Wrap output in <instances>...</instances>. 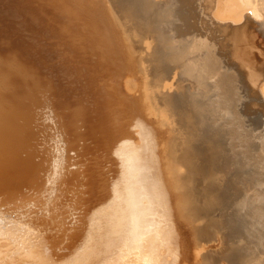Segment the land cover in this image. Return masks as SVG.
I'll use <instances>...</instances> for the list:
<instances>
[{"label":"bare ground","instance_id":"6f19581e","mask_svg":"<svg viewBox=\"0 0 264 264\" xmlns=\"http://www.w3.org/2000/svg\"><path fill=\"white\" fill-rule=\"evenodd\" d=\"M0 264H264V0H0Z\"/></svg>","mask_w":264,"mask_h":264},{"label":"rangeland","instance_id":"374dc122","mask_svg":"<svg viewBox=\"0 0 264 264\" xmlns=\"http://www.w3.org/2000/svg\"><path fill=\"white\" fill-rule=\"evenodd\" d=\"M153 128L155 129L156 136L159 137L158 141H163L167 137L165 131L160 130L158 125L154 124Z\"/></svg>","mask_w":264,"mask_h":264}]
</instances>
